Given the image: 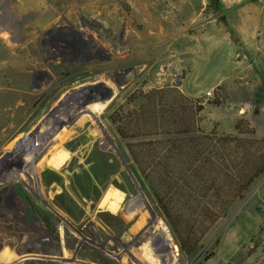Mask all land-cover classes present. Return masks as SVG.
Masks as SVG:
<instances>
[{
	"label": "rangeland",
	"instance_id": "1",
	"mask_svg": "<svg viewBox=\"0 0 264 264\" xmlns=\"http://www.w3.org/2000/svg\"><path fill=\"white\" fill-rule=\"evenodd\" d=\"M263 152L264 0H0V264H264Z\"/></svg>",
	"mask_w": 264,
	"mask_h": 264
},
{
	"label": "trees",
	"instance_id": "2",
	"mask_svg": "<svg viewBox=\"0 0 264 264\" xmlns=\"http://www.w3.org/2000/svg\"><path fill=\"white\" fill-rule=\"evenodd\" d=\"M210 3L213 6H215L216 0H210ZM237 128L239 129V125L237 126ZM251 148H253V145H251ZM245 155L247 157V160H249V157H248L249 155L247 154V152L245 153ZM223 158H224V155L222 154L221 160H223ZM263 173H264V152L259 155L258 159L256 158V161L251 162V165L249 164V166H247L246 169H244L240 172H237V173L235 172L233 174V177L231 176V178L227 177L228 179L230 178L234 181L231 182L232 184L227 183L226 186L225 185L221 186V188H219L217 190V193H220V195H222V191H223L226 195V198H229V196H234L235 198H238V196H240L241 194H244V192L247 191L252 186V184L256 180V178L258 176L262 175ZM75 177L79 178V175L77 174V176H75ZM213 183L214 182H210V185L205 184L203 187L201 186V191H203L205 194H209V193H211L212 195L215 194L216 188L214 185H212ZM87 187L88 186H84L83 189L81 187L82 196H85L86 198H89V199H92V198L98 199L99 194H100V191H99L100 186L98 184H95L92 186L91 189H89V187L88 188ZM92 194H94V195H92ZM60 197L62 198L63 196H60ZM230 200L231 199H226V202H225V204L228 207H230V205H229ZM160 204L162 205V209L164 211V214L168 218V220H169V218L171 220L170 210L167 208V206H165L163 204V201H161ZM206 211L209 214L211 213V210H209V209H206ZM170 220L168 221V224L170 225L172 232H173L174 239L176 240V242L180 246V249L182 250V252H188L189 251L188 253L191 256L196 255L197 249L190 245V240L187 237L185 238V240L180 239V241H179V239H178L179 237L175 236L176 232L174 231L171 223H169V222H171ZM213 256H214V253H212L208 257L207 260H209Z\"/></svg>",
	"mask_w": 264,
	"mask_h": 264
},
{
	"label": "crops",
	"instance_id": "3",
	"mask_svg": "<svg viewBox=\"0 0 264 264\" xmlns=\"http://www.w3.org/2000/svg\"><path fill=\"white\" fill-rule=\"evenodd\" d=\"M36 163L37 162H35V164ZM122 199H123V195L120 192L116 190L109 191L107 192L105 198L103 199L102 205L105 206L111 212L116 213L120 209ZM242 230L243 229L241 228L237 232H240ZM155 235H156V238L160 239L161 243H163L166 247H169L165 250L166 253H168L166 256V259L164 260V262L162 261L161 264H172L174 262H177L176 248L171 247V245L168 246V242H167L168 240L166 239L167 236L165 235V232L161 228H159L158 230H156ZM236 241L237 240L234 237L232 238L230 237L226 242H224L221 248L219 249L217 255L215 256V258L209 261L210 264H225L228 261H230L231 258L237 253V250L240 246V242L239 244L236 245ZM217 258L218 260L216 261Z\"/></svg>",
	"mask_w": 264,
	"mask_h": 264
},
{
	"label": "flooded vegetation",
	"instance_id": "4",
	"mask_svg": "<svg viewBox=\"0 0 264 264\" xmlns=\"http://www.w3.org/2000/svg\"><path fill=\"white\" fill-rule=\"evenodd\" d=\"M63 198H65V194H63V197H62V199ZM25 213H27V212H23V214H25ZM13 216H14V214H13ZM47 219L46 218H44L43 217V221H44V223L47 225V223H49V222H47L46 221ZM15 223H17V225H20V223H21V219L19 218L17 221L15 220ZM30 228L31 227H33V225H31V224H29L28 225ZM21 229H23V228H21ZM56 229V228H55ZM55 229H53V231L55 230ZM37 230H38V232H39V234L41 235V236H44V235H46L47 234V230H48V228L47 227H39V228H37ZM52 230V229H51ZM57 230V229H56ZM58 232H61L60 231V229H58L57 230ZM59 234H61V233H59ZM59 240H60V238H59ZM30 254V253H29ZM77 257L79 256H81V251L80 252H77V255H76ZM43 258H45V256H42ZM41 257V258H42ZM27 260H25V261H22V262H20L19 264H44V263H47V264H51V263H57V264H60L61 263V259H59V257H58V259H55L54 261H52V260H42V259H40V260H35L34 258H32V257H30V259L29 258H26Z\"/></svg>",
	"mask_w": 264,
	"mask_h": 264
},
{
	"label": "built area",
	"instance_id": "5",
	"mask_svg": "<svg viewBox=\"0 0 264 264\" xmlns=\"http://www.w3.org/2000/svg\"><path fill=\"white\" fill-rule=\"evenodd\" d=\"M224 9H232L250 0H217Z\"/></svg>",
	"mask_w": 264,
	"mask_h": 264
},
{
	"label": "bare ground",
	"instance_id": "6",
	"mask_svg": "<svg viewBox=\"0 0 264 264\" xmlns=\"http://www.w3.org/2000/svg\"><path fill=\"white\" fill-rule=\"evenodd\" d=\"M16 82V81H15Z\"/></svg>",
	"mask_w": 264,
	"mask_h": 264
}]
</instances>
